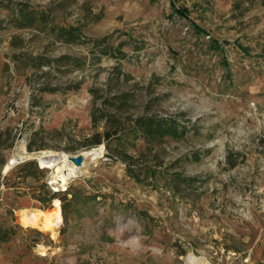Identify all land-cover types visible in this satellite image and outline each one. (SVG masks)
<instances>
[{"label":"rangeland","instance_id":"1","mask_svg":"<svg viewBox=\"0 0 264 264\" xmlns=\"http://www.w3.org/2000/svg\"><path fill=\"white\" fill-rule=\"evenodd\" d=\"M18 1L49 17L0 6V264H264V0ZM20 142L103 153L62 184L4 173Z\"/></svg>","mask_w":264,"mask_h":264},{"label":"trees","instance_id":"2","mask_svg":"<svg viewBox=\"0 0 264 264\" xmlns=\"http://www.w3.org/2000/svg\"><path fill=\"white\" fill-rule=\"evenodd\" d=\"M5 1V3L3 2ZM0 6L6 7L8 9V13L11 16V19L16 22L17 25H32L34 20V14L38 12L41 17L39 19L46 20L49 15L43 10V9H34L29 7L26 2L18 1V0H0ZM178 11L185 14L184 9L178 8ZM197 28L199 27L197 23L194 24ZM200 29V28H198ZM56 37L65 40V41H80L81 40V31L78 28V26L74 25H58L57 26V32ZM107 46H105V49L103 52H106ZM33 62H31V66H34L36 69L41 68L43 64H49L52 62V59L50 57H47L45 55H35V56H29ZM69 58H72L69 54H61L60 56L56 57L55 59L59 61H68ZM93 121H95V116L93 113ZM141 126L146 131V134H153L155 132H167L170 128L163 124V121L158 118H152L150 116L148 117H141ZM96 123V122H95ZM99 141V138L96 140ZM29 149L30 146H29ZM49 198H52L50 195ZM52 210H55V208L51 207Z\"/></svg>","mask_w":264,"mask_h":264},{"label":"bare ground","instance_id":"3","mask_svg":"<svg viewBox=\"0 0 264 264\" xmlns=\"http://www.w3.org/2000/svg\"><path fill=\"white\" fill-rule=\"evenodd\" d=\"M23 145L24 144L22 142L17 144V150L15 154H13L8 159L7 163L4 165L3 172L4 173L7 172L14 165L15 162H18L22 160L23 158H30V157H35L39 159L46 158L47 160H49L48 162L53 163V166H52L53 171L51 173L52 179L56 177L58 173H60L62 184L66 183L70 176L76 175L78 172L83 171L82 169L87 165V162L89 159L98 158L99 156H101V151L103 153V147L86 150L84 152L79 153V154H82V157H83L82 163L75 164L70 159L69 157L70 154H67L64 152L55 153L52 151H40V152L32 153V152L26 151ZM40 164L41 166L45 167L43 163H40ZM47 222L51 227H53L54 222L51 217L48 218ZM52 237H54V233L52 234ZM40 252L44 253L43 249H41Z\"/></svg>","mask_w":264,"mask_h":264},{"label":"built area","instance_id":"4","mask_svg":"<svg viewBox=\"0 0 264 264\" xmlns=\"http://www.w3.org/2000/svg\"><path fill=\"white\" fill-rule=\"evenodd\" d=\"M75 154H77V153H75ZM74 155V154H73ZM82 155V154H81ZM38 161V160H37ZM38 163H39V161H38ZM39 167L40 168H45V167H43V166H41V164L39 163ZM47 168V167H46ZM49 184H50V187L52 188V190L53 191H64V190H66V188H67V184H65V185H60V182H55V181H52V179H51V181H49L48 182Z\"/></svg>","mask_w":264,"mask_h":264},{"label":"water","instance_id":"5","mask_svg":"<svg viewBox=\"0 0 264 264\" xmlns=\"http://www.w3.org/2000/svg\"><path fill=\"white\" fill-rule=\"evenodd\" d=\"M69 157L75 164H81L82 163L83 157L79 153L74 154V155H70Z\"/></svg>","mask_w":264,"mask_h":264}]
</instances>
